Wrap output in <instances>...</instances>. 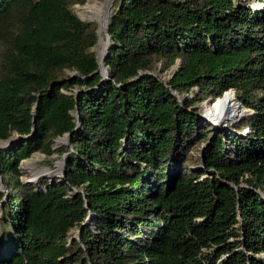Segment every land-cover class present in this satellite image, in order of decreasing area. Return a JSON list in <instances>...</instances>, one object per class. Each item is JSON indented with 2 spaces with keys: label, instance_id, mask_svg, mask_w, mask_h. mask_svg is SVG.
I'll list each match as a JSON object with an SVG mask.
<instances>
[{
  "label": "trees",
  "instance_id": "obj_1",
  "mask_svg": "<svg viewBox=\"0 0 264 264\" xmlns=\"http://www.w3.org/2000/svg\"><path fill=\"white\" fill-rule=\"evenodd\" d=\"M86 2L0 0V264H264V0H116L107 76Z\"/></svg>",
  "mask_w": 264,
  "mask_h": 264
},
{
  "label": "bare ground",
  "instance_id": "obj_2",
  "mask_svg": "<svg viewBox=\"0 0 264 264\" xmlns=\"http://www.w3.org/2000/svg\"><path fill=\"white\" fill-rule=\"evenodd\" d=\"M113 1L114 0H91L86 5L79 6L80 13L84 19L97 22L98 24L100 61H102L107 47V40L104 38V33L107 25L109 24L111 5H113ZM225 107L227 108L226 112H224ZM208 112L216 116L217 119L219 118L221 123H227L238 119L241 114L244 112L246 113V111L243 110L242 107L235 101L231 92L226 93L221 99L213 101L210 105H208L207 113ZM4 144H6V142L0 141V146ZM58 167L59 169L53 172L41 170L37 176H30L26 179V181L35 183L43 174L49 175V177L54 180L59 177L61 173V166L59 165Z\"/></svg>",
  "mask_w": 264,
  "mask_h": 264
},
{
  "label": "rangeland",
  "instance_id": "obj_3",
  "mask_svg": "<svg viewBox=\"0 0 264 264\" xmlns=\"http://www.w3.org/2000/svg\"><path fill=\"white\" fill-rule=\"evenodd\" d=\"M91 0H87V2L84 4V5H86L88 2H90ZM101 1V0H100ZM116 0H114L113 1V3L112 4H114V2H115ZM78 6V7H77ZM79 6H83V5H75V6H73V11H74V13L82 20V21H84V22H92V21H89V20H86V19H84L83 18V16L81 15V13H80V10H79ZM252 6V5H251ZM112 8H113V5H111V12H112ZM110 15H111V13H110ZM92 23H94L95 24V26H96V30H97V36H98V40H97V43H96V45L94 46V48L92 49L95 53H96V56H97V58H98V60H99V33H98V29H99V27H98V24H97V22H92ZM104 38L107 40V42H108V37H107V34H106V32L104 33ZM103 57V56H102ZM100 61V60H99ZM160 67V66H159ZM101 73H102V75L103 76H107L106 75V70H101ZM168 73L169 72H166V73H164L163 74V78L165 79V80H167L168 79ZM170 74V73H169ZM193 96V95H192ZM189 97V95H184V96H181L180 97V99H181V101L182 100H184L185 98H188ZM233 98L235 99V101L236 102H238V100L235 98V96H233ZM217 99H211V98H208V99H206V100H204L203 102H201V103H199L198 105H196L197 107H198V109H199V114H201V113H204V111L206 110V109H208V105H210L213 101H216ZM243 109V108H242ZM244 110V109H243ZM227 111V108L225 107V109H224V112H226ZM250 113V110L247 112V113H243V114H249ZM243 114H241V115H243ZM240 115V116H241ZM215 122H218V123H216V125H217V127H225V126H228L229 124H231V123H233V122H231V121H229V122H227V123H221L220 122V119L218 118H216V116H215ZM213 120H214V118H213ZM64 143H67V140H66V138H60V139H58L57 140V144H56V146H55V148L57 147V146H60V145H62V144H64ZM2 146V147H1ZM0 146V149H2V148H4V146H5V144L4 145H1ZM58 161H60L59 160V158L57 157V154H54V155H52L51 157H46L45 155H43V154H41V153H37V154H34L30 159H27V160H25V161H23L22 163H21V169H22V171H23V173H24V176H23V181L25 182V183H28L27 181H26V179H28V177H30V176H37L38 174H39V172L41 171V170H48V171H51V172H53V171H56V170H58L59 169V167H58ZM28 165V166H27ZM62 175V170H61V173H60V176ZM49 175H45V174H43L42 176H40L39 177V180L38 181H36L35 183L33 182V184H38L41 188H43V185H44V183H45V181L46 180H49ZM32 183V182H31ZM2 191H3V193H7V188H5V187H3V185H1V188H0ZM76 239H78V237H76Z\"/></svg>",
  "mask_w": 264,
  "mask_h": 264
},
{
  "label": "water",
  "instance_id": "obj_4",
  "mask_svg": "<svg viewBox=\"0 0 264 264\" xmlns=\"http://www.w3.org/2000/svg\"><path fill=\"white\" fill-rule=\"evenodd\" d=\"M105 32H106V34H107V37H108V42H107V47H106V49H105V52H104V57H103V59H102V61H99L98 60V62H99V71H101L102 69L103 70H106V75L108 74V71H107V68L105 67V59H106V57L108 56V49H109V47H110V45H111V42H112V38H111V36H110V33H109V24L107 25V27H106V29H105ZM228 92H231L233 95L235 94V92L233 91V90H231V91H228ZM228 92H226V93H228ZM225 93V94H226ZM224 94V95H225ZM239 102V101H238ZM239 105L246 111V113L249 111L248 109H246L240 102H239ZM245 115H247V114H243L242 116H240L238 119H235V120H232L231 122H237V121H239L242 117H244ZM199 116V118L200 119H209V118H211V116L207 113V112H205L204 111V113H201V114H199L198 115ZM19 138V136L16 134V135H14V136H12L10 139H8V140H6V141H3V140H0L1 142H6V144H5V146L4 147H6V146H8V145H10L11 143H13V141L14 140H16V139H18ZM67 140V139H66ZM68 142V141H67ZM61 170H62V175H64V172H63V166L61 167ZM30 183V182H29Z\"/></svg>",
  "mask_w": 264,
  "mask_h": 264
},
{
  "label": "built area",
  "instance_id": "obj_5",
  "mask_svg": "<svg viewBox=\"0 0 264 264\" xmlns=\"http://www.w3.org/2000/svg\"><path fill=\"white\" fill-rule=\"evenodd\" d=\"M177 67L175 66L174 68H173V71L176 69ZM170 73V72H169ZM168 73V78L170 77V74ZM231 91V90H230ZM193 95V92H191L190 94H189V97H191ZM235 95V94H234ZM233 95V96H234ZM238 104H239V102H237ZM240 106V105H239ZM205 112H207V109L205 110ZM208 114L211 116V118H209V120H211V121H213V123H215V116L214 115H212V113H210V112H208ZM213 118H214V120H213ZM64 163H65V159H62V160H60V161H58V166L60 165L61 167L64 165Z\"/></svg>",
  "mask_w": 264,
  "mask_h": 264
}]
</instances>
